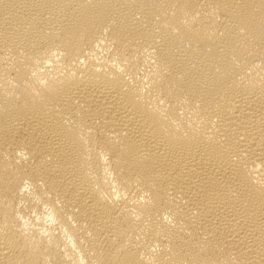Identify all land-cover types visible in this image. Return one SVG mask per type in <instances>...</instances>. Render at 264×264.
<instances>
[{
	"label": "bare ground",
	"instance_id": "obj_1",
	"mask_svg": "<svg viewBox=\"0 0 264 264\" xmlns=\"http://www.w3.org/2000/svg\"><path fill=\"white\" fill-rule=\"evenodd\" d=\"M0 264H264V0H0Z\"/></svg>",
	"mask_w": 264,
	"mask_h": 264
}]
</instances>
